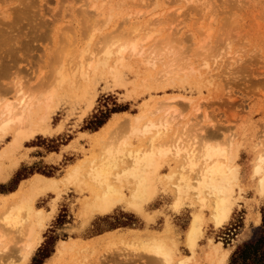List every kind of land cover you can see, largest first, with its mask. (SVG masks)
I'll return each mask as SVG.
<instances>
[{"label": "rangeland", "instance_id": "1", "mask_svg": "<svg viewBox=\"0 0 264 264\" xmlns=\"http://www.w3.org/2000/svg\"><path fill=\"white\" fill-rule=\"evenodd\" d=\"M31 2V13L38 15H34L37 18L34 22L41 24L43 30L40 31L47 34L46 39L43 37L44 41L42 37L35 41V36H29L33 34L31 23L34 22L25 17L19 20L21 24L13 21L12 11L19 2L13 6L15 0H0V8H6L7 4L10 6L4 11L6 15L1 14L5 22L1 19L0 28H6L2 34L5 44L2 42L0 45L1 61L4 62L3 55L6 60L9 58L8 49L16 51L18 48V52L14 51L16 62L11 68L8 67V70L13 71H8L7 79L19 75L21 78L22 75L21 79L28 84L27 87L32 80L34 84L35 74L39 73L42 66L46 69L45 45L50 44V39L52 42L67 22L72 23L76 34L85 29L86 21L88 24L106 23V32L116 29L128 31L126 27L130 30V26H140L143 35L152 33L150 38L141 42L145 46L144 50L149 48L151 51H145L146 54L143 50L144 58L149 57L148 53H160L158 57L162 56V60L153 67L133 60L134 68L124 70L127 77L123 75V81H114L111 77L99 79L95 85V100L85 115L83 111L86 103L83 100L72 103L67 97L57 98V106L50 120L54 132L37 134L30 141H23L20 146L13 148L10 156L0 158V163L5 166L14 160L18 162L11 176L0 181V193L16 189L22 180L36 172L59 178L71 163L90 155L93 143L98 144V147L104 145V133H93L96 129L104 123H112L116 119L118 123L137 114H145L141 121L166 112L173 116L171 129L162 140L180 135V139H184L188 145L200 146L201 140L217 142L226 139L232 132L236 134L239 150L235 161L238 180L233 186V208L229 219L222 226H214L208 208L201 210L198 204L186 202L177 209L171 204L172 185L169 186L165 178L161 179L153 201L143 205V213L119 204L106 214L94 213L89 217L82 216L81 208L90 193L81 190L76 183L59 182L58 190L48 189L36 198L35 205L44 210L45 221L41 242L24 264H67L70 258L75 260L72 264H159L160 260L153 261L148 253L129 242V237L134 233L166 236L169 243H174L176 260L181 255H192L187 264H229L237 245L256 236L264 208V192L261 194L258 191L257 175L253 170L256 155L264 150V0ZM82 8L88 11L89 16L86 18L81 15ZM2 24L11 25H7V29ZM7 33L10 36L6 37ZM155 46H158L157 51ZM21 49H24L23 52ZM171 50L181 53L180 56L178 54L179 60ZM170 52L177 57L171 56ZM172 57L177 58L178 61L174 59V62H180L182 66L179 77L158 82V70L168 64ZM19 70L21 72L17 75ZM6 76L3 83L10 81ZM23 78H27L28 82ZM144 79L147 84L142 86ZM158 102H164L168 109L152 114ZM119 127L116 135L128 131L123 125ZM8 138L11 139L10 134L0 137V150L8 143ZM130 140L132 147L140 146L144 141L134 136ZM176 163L178 161L171 158L164 163V168L161 167L160 173L163 175L170 171L176 167ZM196 211L204 212L205 224L203 235L192 253L185 238L191 217ZM15 240L14 234L8 232L0 241V261L4 260L5 264L19 258L15 249L19 243ZM72 242H75L74 251L69 248ZM5 247L10 252L4 255L1 251ZM216 247L229 251L225 262H218L219 255L214 252Z\"/></svg>", "mask_w": 264, "mask_h": 264}, {"label": "bare ground", "instance_id": "2", "mask_svg": "<svg viewBox=\"0 0 264 264\" xmlns=\"http://www.w3.org/2000/svg\"><path fill=\"white\" fill-rule=\"evenodd\" d=\"M16 2L19 3L16 4ZM15 4L14 11H12V13L14 12L12 17L15 18L13 21H18L17 23L21 24L19 20L24 17L31 22L36 21L35 14L31 13L33 7L31 0H15L13 6ZM8 5L6 8L2 6L0 8V22L3 21L2 17L4 16L2 15H6L4 11H7V7L10 8ZM81 15L84 18L89 16L86 8H82ZM35 16L38 17V15ZM11 23L13 22L11 21ZM67 23L52 42L50 39V44L45 45L46 69H43L42 66V70L40 69L39 73L35 74L36 81L34 84L33 80H30L31 83L29 82V84L33 85L27 87L28 84H25L21 79L22 75L21 78L20 75L19 78H8L10 81L3 83L4 77L6 75V79L8 77V71H13L12 69L8 70V67L16 62L15 49H11V51L8 49L7 52L10 55L8 54L7 60L6 56H2L4 62L0 58V137L6 134L11 136V139L8 138L10 139L8 143L0 150V158L10 156L11 151H14L13 148L20 146L23 141H30L37 134H48L53 131L50 120L57 106L55 102L57 98L67 97L72 103H76L75 100L77 102L80 99L83 100L86 103H84L86 107L83 111V115H85L95 100L97 90L95 85L99 79L111 77L114 81H123L124 70L134 68L133 60L134 62L138 61L139 64H147L152 67L162 60V56L161 58L158 57L160 53L155 55L151 53L153 56L148 53L149 57L144 58L142 53L145 46L143 47L141 42L150 38L152 33L143 35L140 33L142 29L140 26L131 24L133 27L130 26V30L129 27H126L128 31L116 29L106 32L104 31L106 23L101 22L102 25H100L89 22L88 24L86 21L84 22L85 29L76 34L72 23ZM31 24L33 34L30 32L32 35L29 36H35V41L41 37L43 40L47 35L45 31L43 33L40 31L43 26L36 22ZM71 28L73 29L71 30ZM5 30L6 28H0V36L4 35ZM3 35L0 38V45L3 42ZM8 35L7 33L6 37ZM3 43L5 44V42ZM10 44L12 47V43ZM20 47L23 48L22 45ZM21 50L23 52L24 49ZM145 51L144 53L148 52L149 48ZM171 51L174 52V50ZM170 53L171 56H176L174 55L176 52ZM179 53H176L177 56ZM179 56L177 57L178 60ZM18 57L20 56L18 55ZM177 58L172 57L168 64L158 70L160 72L156 77L158 82L165 78L179 77L182 66L179 65L180 62L179 64L174 62V59L178 61ZM17 63L19 65L18 60ZM16 69L18 70L17 67ZM20 72L21 70L18 71L17 75ZM12 74L14 73L12 72ZM26 81L28 82V79ZM104 83L106 85V82ZM144 83L147 84L146 79L141 82V85L143 86ZM186 99L191 100V98ZM65 101L68 102L69 100L65 99ZM57 103L59 102L57 101ZM158 103L159 105L151 111L152 114L162 110L167 111L168 107H165L167 105L164 102ZM198 106L195 105V107ZM130 117L124 118L118 123L116 122L118 119L112 123H104L96 129L93 133H104L102 136L104 137V145L98 147V144L93 143L90 155L71 163L59 178L36 172L29 178L22 180L16 189L8 193H0V197L4 199L0 201L2 207L0 211V241L8 232H12L16 238L15 242L19 243L15 247L19 253V256L17 255L19 258L16 257L18 260L15 258V261L12 260L9 264H24L39 246L45 215L44 210L35 205V201L46 190L57 189L59 182L76 183L81 190L90 193L89 199L81 208L84 217H89L94 213L106 214L119 204L143 213V205L154 198L159 190L161 179L165 178L168 185H172L173 202L171 204L173 203L177 209L179 205L186 202L190 205L198 204L201 210L208 208L215 227L222 226L229 219L234 203L233 186L237 184L236 180H238L235 161L239 147L235 141L236 134L231 132L226 139L217 142L201 140L200 146L188 145L184 139H180L182 138L180 135L162 140L171 129L173 121V116L168 115V112L146 118L144 121L141 120L145 114ZM121 124L123 127H127L128 131L123 135H116L118 134L117 129L122 126ZM131 136L144 139V141L140 146L132 147ZM171 158L178 161V164L176 163V167H172L170 171L162 175L160 173L161 167ZM10 163L7 166L0 163V181L7 180L18 165L17 160ZM253 166L254 174L257 175V189L262 194L264 192V150L258 152ZM203 213L196 211L193 214L187 230L185 240L187 239L192 253L204 232L205 219ZM131 232L134 231L131 230ZM129 239L130 241H128L132 245H136L144 253H148L155 262L160 260L163 264H187L192 259L191 254H186L180 257L176 256V260L174 243H169L166 236L134 233ZM74 244L75 242H72L69 248L73 249ZM8 251L10 252L9 248H6L1 253L4 252L5 255V252ZM214 252L219 255V263L225 262L229 255L226 248L220 250L216 247ZM3 261H0V264H5ZM74 261V258H70L67 264H72Z\"/></svg>", "mask_w": 264, "mask_h": 264}, {"label": "trees", "instance_id": "3", "mask_svg": "<svg viewBox=\"0 0 264 264\" xmlns=\"http://www.w3.org/2000/svg\"><path fill=\"white\" fill-rule=\"evenodd\" d=\"M229 264H264V208L256 236L237 245Z\"/></svg>", "mask_w": 264, "mask_h": 264}, {"label": "crops", "instance_id": "4", "mask_svg": "<svg viewBox=\"0 0 264 264\" xmlns=\"http://www.w3.org/2000/svg\"><path fill=\"white\" fill-rule=\"evenodd\" d=\"M12 174V173H11Z\"/></svg>", "mask_w": 264, "mask_h": 264}]
</instances>
